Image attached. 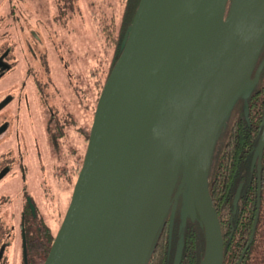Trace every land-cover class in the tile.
<instances>
[{
    "label": "water",
    "instance_id": "water-1",
    "mask_svg": "<svg viewBox=\"0 0 264 264\" xmlns=\"http://www.w3.org/2000/svg\"><path fill=\"white\" fill-rule=\"evenodd\" d=\"M99 93L83 162L42 264H145L167 212L198 213L199 264H223L224 235L209 188L223 115L247 97L264 68V0H139ZM216 117L211 142L202 130ZM264 120V112H263ZM264 125L253 152L260 207ZM176 156L167 205L155 216L165 170ZM240 186L233 198L236 210ZM182 253V240L176 260ZM239 257L238 261L240 260ZM238 261L236 264H238Z\"/></svg>",
    "mask_w": 264,
    "mask_h": 264
},
{
    "label": "flooded vegetation",
    "instance_id": "flooded-vegetation-1",
    "mask_svg": "<svg viewBox=\"0 0 264 264\" xmlns=\"http://www.w3.org/2000/svg\"><path fill=\"white\" fill-rule=\"evenodd\" d=\"M24 1L0 0V264H38L39 261L42 264L68 206L71 183L75 182L86 150L84 121L80 123L70 117L63 95L55 100V87L48 77L47 50L53 43L52 31L48 29V4L45 16L37 13L40 9L37 7L22 15L16 12L15 5L28 4ZM245 99L240 95L236 100L243 113ZM247 99L250 114L252 107L256 109L260 104H255L251 94ZM240 116L229 120L231 127L226 126L224 135L216 143L215 157L226 151V141L233 139L237 127L239 130V126L244 127L240 135L246 140L256 135L253 130L257 133L261 121L264 125L263 117L253 121L246 115V118ZM74 122H77L74 126L77 142L72 143L70 125ZM252 162L253 153L250 168L254 175L249 179L256 175L258 179L257 160L254 165ZM244 178L247 177L236 185L233 197L238 186L241 196ZM247 191H252V184L247 186ZM181 203L182 193L178 196L173 222L170 208L160 230L159 241L165 250L162 264L182 262L183 243L181 257L176 260L178 234L182 233ZM189 218L190 214L186 220ZM229 221L231 227L234 221L231 217ZM252 229L253 224L246 241L244 238L239 241L242 248L238 255H232V264L242 254L239 264L246 254L256 228L243 252ZM231 249L229 246L228 252Z\"/></svg>",
    "mask_w": 264,
    "mask_h": 264
},
{
    "label": "trees",
    "instance_id": "trees-1",
    "mask_svg": "<svg viewBox=\"0 0 264 264\" xmlns=\"http://www.w3.org/2000/svg\"><path fill=\"white\" fill-rule=\"evenodd\" d=\"M138 2L139 0H124L122 19L118 22V36H114V56L106 78L122 49L121 41L123 35L127 31L129 23L132 21ZM263 53L264 47L261 50L257 63L261 59ZM106 78L104 79V82ZM104 82L97 81V83L100 84V91ZM250 94L251 98L254 99L255 104L260 105L258 107L257 105H254V107L257 108L254 109L252 107L254 110H250L249 116L250 118H253V121H259L264 112V68L262 69L258 82ZM240 114L245 117L243 110L235 102L234 105L223 115L224 123L220 126L219 132L216 136L209 164V188L219 211L224 235L223 264H232V261H234L232 255H238L240 253L242 243H239V241H241V238L242 240L244 238V241H246L254 221L257 206L258 179L257 175L254 178L249 179L254 175L250 168V157L258 143L263 122L261 121L257 133L254 128L253 131L256 135L252 139L247 138L245 140V136L240 135V130L243 132L244 127L239 126L240 130L237 127V130L235 129L236 133H233V139L230 142L226 141V151L224 153L220 152V154L215 157L216 143L220 141L219 138L222 134L224 135L223 132L226 126L228 125V129L231 127H229L228 124L229 120L237 116L240 118ZM245 122L246 121H244V123ZM229 123L231 124V121ZM241 123L242 122L240 121V124ZM85 130L87 132L89 131L88 128ZM247 149H249V153L246 154V158L244 153L247 152ZM243 177L247 178H244L243 180V190L238 199L237 208L236 210H233V192L236 185L241 183L240 181ZM261 181L260 207L255 225V234L250 246H248L246 254L239 264H264V152L262 156ZM251 184L252 191L249 192L247 191V186ZM230 217L234 221L231 227L229 221ZM179 218V227L181 228L182 233L178 234V238L179 241L181 238L182 243L185 244L181 264H199L205 247V229L201 222L200 215L199 213L195 217L190 215V218L183 224H181V214ZM238 223L239 227H237ZM161 239L162 236L159 231L149 251L145 264L163 263L165 250L163 246L160 245L161 241L159 240ZM229 246H232V249L228 252ZM237 249L238 251H236ZM38 264H41V261H39Z\"/></svg>",
    "mask_w": 264,
    "mask_h": 264
},
{
    "label": "rangeland",
    "instance_id": "rangeland-1",
    "mask_svg": "<svg viewBox=\"0 0 264 264\" xmlns=\"http://www.w3.org/2000/svg\"><path fill=\"white\" fill-rule=\"evenodd\" d=\"M24 2L28 4L15 5L16 12L22 15L37 7L40 8L37 13L45 16L48 4V29L53 34V43L47 50L48 60L50 59L48 77L55 87V100L63 95L70 117L76 118L80 123L84 121L85 129H89L88 132L85 130L87 147L100 93L97 81L104 82L110 69L115 48L114 36H118V22L122 19L124 0ZM77 122L70 125V132L74 136L71 142H77V129L74 128ZM73 184L74 182L71 183V192Z\"/></svg>",
    "mask_w": 264,
    "mask_h": 264
},
{
    "label": "bare ground",
    "instance_id": "bare-ground-1",
    "mask_svg": "<svg viewBox=\"0 0 264 264\" xmlns=\"http://www.w3.org/2000/svg\"><path fill=\"white\" fill-rule=\"evenodd\" d=\"M216 123H217L216 117L213 116L203 128L202 138L205 142L206 141H208V143L211 142V139L214 135V131L217 125ZM176 163H177L176 156H173V158L171 159L170 163L168 164L165 170L163 180L161 182V185L159 187V190L157 192L156 199H155V206H154L155 216L167 205L168 194H169V190H170L171 183L173 180V174L175 171L174 168H175Z\"/></svg>",
    "mask_w": 264,
    "mask_h": 264
}]
</instances>
